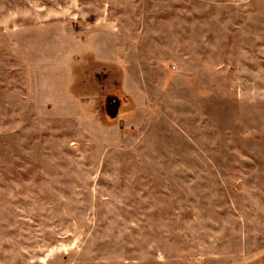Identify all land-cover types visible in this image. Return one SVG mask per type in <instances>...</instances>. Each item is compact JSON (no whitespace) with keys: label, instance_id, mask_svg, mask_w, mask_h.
I'll list each match as a JSON object with an SVG mask.
<instances>
[{"label":"rangeland","instance_id":"obj_1","mask_svg":"<svg viewBox=\"0 0 264 264\" xmlns=\"http://www.w3.org/2000/svg\"><path fill=\"white\" fill-rule=\"evenodd\" d=\"M0 264H264V0H0Z\"/></svg>","mask_w":264,"mask_h":264}]
</instances>
